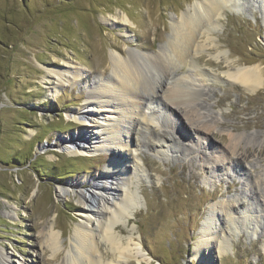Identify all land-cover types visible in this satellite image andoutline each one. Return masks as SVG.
Listing matches in <instances>:
<instances>
[{
	"label": "rangeland",
	"instance_id": "374dc122",
	"mask_svg": "<svg viewBox=\"0 0 264 264\" xmlns=\"http://www.w3.org/2000/svg\"><path fill=\"white\" fill-rule=\"evenodd\" d=\"M207 1L0 0V249L12 264L60 263L82 219L75 190L61 198L55 190L115 165L132 182L138 207L134 219L119 222L123 234L117 235L140 236L150 264H264V0H230L204 24L208 30L202 26L207 33L200 52L168 66L169 79L197 93V113L211 126L206 139L195 138L187 120L176 111L164 114L160 100H152L142 108L154 114L149 129H130L134 158L121 164L109 149L82 156L63 148L82 126L71 115L111 76L110 55L119 49L138 60L174 59L172 23L195 2ZM122 13L130 23L112 20ZM68 63L81 67L84 77L53 98L47 69ZM141 63L154 82L164 80ZM249 67L263 72L252 92L226 76ZM181 122L191 126L190 136L179 132ZM234 140L240 144L236 153L243 154L238 158L226 151ZM221 203L229 205V216H214L226 253L212 262L203 252L194 256V248L202 245L209 210L215 213ZM52 223L65 246L55 258L41 243ZM106 248L100 246L101 252Z\"/></svg>",
	"mask_w": 264,
	"mask_h": 264
},
{
	"label": "bare ground",
	"instance_id": "6f19581e",
	"mask_svg": "<svg viewBox=\"0 0 264 264\" xmlns=\"http://www.w3.org/2000/svg\"><path fill=\"white\" fill-rule=\"evenodd\" d=\"M229 1L208 0L205 4L195 2L188 8L187 16L172 23L171 26H174L173 37L169 43L170 49H168L174 59H171L169 55L166 59L161 56L151 59L142 56L140 60L143 65L147 66L148 70L159 72L164 80L154 82L155 80L153 81V78L150 77V72L146 73L142 68V63L139 64L138 56L130 53H126L124 56L121 50H115L110 55L111 76L101 81L96 86L95 92L88 95L82 111L74 112L71 115L73 120L80 121L82 126L71 134L69 140L73 142L63 146L65 151L69 155L88 156L105 148L111 150L113 154L117 152L115 155L121 164L122 160L132 159L130 129L137 124H142L144 129H149L154 114L147 116L142 108L152 100H160L164 114H172L176 111L184 121L187 120L193 127L195 138L206 139V136L211 132V126L209 121L203 120L197 113L198 105L195 104L197 93L188 88L185 82L174 77L169 79L171 72L169 73L168 66L173 65L174 62H184L191 52H193L192 54L197 50L200 52L202 45L199 41L207 33V31H203L202 26L212 20L214 14H218ZM190 11L193 13H189ZM112 20L124 21L127 24L131 22L125 13H122L121 17L112 15ZM208 29L204 26V30ZM67 66L64 69H47L46 79H52L55 83L49 89L53 98L57 97L62 87L73 86L84 77L81 67H75L70 63ZM173 67L170 68V71ZM226 76L244 86L247 92H252L260 87L263 72L259 68L249 67L235 69L231 73L228 72ZM170 80L171 82H168ZM178 126L180 133L190 136L191 126L183 122ZM157 135L166 138L167 134L157 133ZM174 138L171 135L169 139L175 142ZM136 145L140 146L141 144L136 143ZM149 145L151 146V144ZM239 145L234 140L226 151L238 158L240 154L236 153V149ZM133 165L137 166L141 173L145 172L143 164L135 163ZM89 178L82 177L79 182L68 186V188L59 187L55 190L57 198L68 195V189L75 190L79 206L78 213L82 219V224L74 228L72 249L66 250L62 261L57 264H133V261H136L137 264H150L149 256L144 253L140 236L139 239L132 233L126 238L119 236L123 234L122 229L119 228V222L122 221L126 225L130 219H134L135 210L138 208L137 197L135 191L132 190V182L125 170L122 166H110L103 173ZM84 183L88 185L87 189L83 188L82 184ZM227 207L229 205L221 203L217 205L215 213L214 209L209 210V223L200 229L199 243L201 242L202 245H195L194 249L197 252L194 256L200 258V253L203 252L205 257L208 256L209 260L216 262L219 257L225 255L224 233H221L216 226L219 219H216L214 215L222 212L228 217ZM42 237L41 243L45 251L50 250L54 258L61 249L65 248L63 242L59 244L61 232H54L53 223ZM214 240L218 242L217 250L212 247ZM102 245L108 250L101 252L100 246ZM201 263H204V259ZM0 264H12L2 249H0Z\"/></svg>",
	"mask_w": 264,
	"mask_h": 264
}]
</instances>
